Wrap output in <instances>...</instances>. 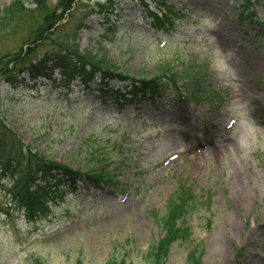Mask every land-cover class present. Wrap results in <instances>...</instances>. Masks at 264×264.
<instances>
[{
    "label": "rangeland",
    "instance_id": "rangeland-1",
    "mask_svg": "<svg viewBox=\"0 0 264 264\" xmlns=\"http://www.w3.org/2000/svg\"><path fill=\"white\" fill-rule=\"evenodd\" d=\"M37 1L0 0V126L59 165L112 173L116 185L91 190L84 181L75 195L49 202V217L34 225L1 208L0 264H106L111 257L146 264L165 236L153 214L162 218L183 186L195 196L186 223L202 245V264H264V34L238 20L239 3L166 0L182 16L165 33L150 27L135 0ZM97 3L102 12L92 10ZM90 11L79 54L136 79L193 68L220 100L195 106L180 102L173 88L154 104L120 109L111 99L101 104L95 92L83 94L78 83L67 94L49 82L11 88L8 77L19 81L23 67L64 47ZM255 11L264 23V0ZM50 13L57 23L45 34ZM54 32L61 44L36 38ZM183 87L190 85L181 93ZM173 112L184 122L171 123ZM8 197L0 187V204ZM220 244L227 251L217 262ZM190 250L174 244L166 264H187Z\"/></svg>",
    "mask_w": 264,
    "mask_h": 264
},
{
    "label": "trees",
    "instance_id": "trees-1",
    "mask_svg": "<svg viewBox=\"0 0 264 264\" xmlns=\"http://www.w3.org/2000/svg\"><path fill=\"white\" fill-rule=\"evenodd\" d=\"M237 1L241 3L240 7L242 13L240 14V19L242 21H255L256 15L254 14V7L256 4L253 0ZM37 4L39 5L38 7H43L41 0H38ZM15 8L20 10L22 6L18 5ZM16 9L14 10L17 11ZM164 9L165 13L161 17H158L157 14H150L152 24L161 29H164L165 23L171 21L169 19H172L171 16L174 10L171 6L167 7L166 5H164ZM5 13L9 12L6 10ZM87 14H90V12ZM51 15V13L47 14L43 19L44 26L42 28L45 30L42 32L45 34L50 32L57 23L56 20L52 18L53 15ZM12 16V14H8L5 17L11 19ZM61 19L63 18H60L58 21L61 22ZM83 22H81V25H78L77 31L82 28ZM260 27L264 30L263 24H260ZM77 31L68 34L64 42V47L57 45L56 48H51L36 65L30 64L29 66L23 67V75L25 76L24 78L19 77L17 80H21V82H28L29 80L36 82L39 79H45L52 81L53 85L57 83L65 87H68L70 82L78 80L83 85V88L88 90L91 89V83H98V77H100L101 84L98 89L106 93L111 91L112 88L106 86L105 81H132L133 86L129 91L133 100H136L139 94L142 99L153 100L169 89L171 85L178 87L180 83H186L192 80L194 88L190 91L189 99L191 101L195 104H200L205 99L208 100L213 98L212 94L206 93L202 89L200 76L191 79L190 77L192 76L187 74L186 71L181 74H176L170 67L162 70L163 77H157L147 81L134 80L120 75L114 67L108 66L106 62L95 58L90 53L84 54V56L78 53V50H76ZM45 34H38L36 38L42 40L43 44L49 42L51 46L52 43H54L53 46L62 43L61 37H56V39L52 38L55 32L47 38H45ZM56 70L59 71L61 76L58 82H56V79L53 80V75ZM15 78V76L8 77V81L11 84L16 83ZM147 94L149 97H147ZM122 105H124V103L120 104V106ZM9 173H12V177L18 175V179L15 181L10 192L12 194L13 203L18 209L24 210L28 221H35L41 215L45 214L48 210V198L51 194L56 193L55 191L53 192V188L48 185L46 180L58 179L60 182L74 187L77 182L83 178L81 175L82 172L75 171L68 166L59 165L50 160L47 155H40L38 150L24 145L16 139L12 131L6 126H0V176L1 178L7 177ZM41 177L43 179L42 182H40ZM90 177L95 184L112 182L109 175L96 172L95 170ZM37 178L39 180H37ZM36 181L39 182L35 183ZM177 200L178 202H176L175 198L169 202L166 216L163 221L160 222L166 232V237L144 258L146 264H166L169 258L170 248L173 244H187L191 242L190 230L184 228V226H178L176 222L184 213L185 207V205L179 204L184 201L183 199L180 200L179 197ZM199 249L200 245L193 247L187 258V264H202V254ZM106 264H126V261H121L112 257Z\"/></svg>",
    "mask_w": 264,
    "mask_h": 264
},
{
    "label": "bare ground",
    "instance_id": "bare-ground-1",
    "mask_svg": "<svg viewBox=\"0 0 264 264\" xmlns=\"http://www.w3.org/2000/svg\"><path fill=\"white\" fill-rule=\"evenodd\" d=\"M173 115H172V117L170 118L171 119V121L170 122H175V121H177V122H184V119L182 118V116H180L179 115V113L178 112H173L172 113ZM180 116V117H179ZM169 122V121H168ZM218 251H219V253L221 254V256L222 257H219L218 259H217V262H220V261H223V256H224V254L226 253V248H225V246L223 245V244H220V246L218 247ZM225 257V256H224Z\"/></svg>",
    "mask_w": 264,
    "mask_h": 264
}]
</instances>
